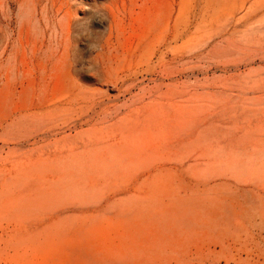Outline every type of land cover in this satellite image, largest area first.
I'll return each instance as SVG.
<instances>
[{
  "label": "rangeland",
  "instance_id": "374dc122",
  "mask_svg": "<svg viewBox=\"0 0 264 264\" xmlns=\"http://www.w3.org/2000/svg\"><path fill=\"white\" fill-rule=\"evenodd\" d=\"M0 264H264V0H0Z\"/></svg>",
  "mask_w": 264,
  "mask_h": 264
}]
</instances>
